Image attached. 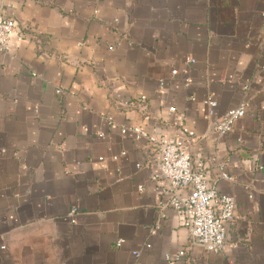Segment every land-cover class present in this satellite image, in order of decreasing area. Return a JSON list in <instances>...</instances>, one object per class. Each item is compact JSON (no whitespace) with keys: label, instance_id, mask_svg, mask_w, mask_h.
Returning a JSON list of instances; mask_svg holds the SVG:
<instances>
[{"label":"crops","instance_id":"0c3cea01","mask_svg":"<svg viewBox=\"0 0 264 264\" xmlns=\"http://www.w3.org/2000/svg\"><path fill=\"white\" fill-rule=\"evenodd\" d=\"M0 15L23 35L0 53V264H264V0H0ZM207 97L217 116L248 104L226 136ZM134 125L195 134L193 163L235 200L222 252L159 208Z\"/></svg>","mask_w":264,"mask_h":264},{"label":"built area","instance_id":"2783aa9c","mask_svg":"<svg viewBox=\"0 0 264 264\" xmlns=\"http://www.w3.org/2000/svg\"><path fill=\"white\" fill-rule=\"evenodd\" d=\"M23 41V35L16 29L15 22L0 15V53L8 54L13 49L19 48ZM193 64V59H187ZM172 76L176 71H172ZM190 80H185V87H188ZM162 87L163 80H159ZM248 86L244 85L243 90ZM60 93V91H57ZM142 97L141 101H145ZM206 112L204 118L210 121L212 130L218 136L229 134L236 122L242 119L248 109L246 102H241L235 108L227 111L222 116H217L218 103L212 97L204 101ZM175 112L174 108L169 109V114ZM111 126L112 119L107 118ZM122 135H131L137 141H146L157 155L155 166L158 171L152 180L165 181L169 190L167 201L159 202V208L176 210L182 219L183 225L188 229L190 242L206 252L219 253L226 247L228 226L234 220L235 200L231 196L219 194L218 188L210 179L205 176L203 164H194L189 152V141L195 138V134L186 128L183 133L186 139H174L166 134L151 133L141 126L121 127ZM123 154V153H121ZM118 157H114L117 160ZM220 177L224 180L232 179L222 171ZM76 215V210L69 214L71 218ZM75 223V220H72ZM121 242L118 243L120 245ZM5 249V247H2ZM137 257L139 253L135 252ZM184 256L181 251L176 258Z\"/></svg>","mask_w":264,"mask_h":264}]
</instances>
